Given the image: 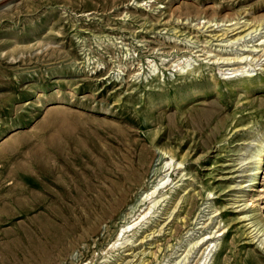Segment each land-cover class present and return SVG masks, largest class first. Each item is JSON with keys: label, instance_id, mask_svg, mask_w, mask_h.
Returning a JSON list of instances; mask_svg holds the SVG:
<instances>
[{"label": "rangeland", "instance_id": "1", "mask_svg": "<svg viewBox=\"0 0 264 264\" xmlns=\"http://www.w3.org/2000/svg\"><path fill=\"white\" fill-rule=\"evenodd\" d=\"M235 21L251 26L233 35ZM263 34L264 0H0V247L43 241L32 225L47 224L61 242L25 264H264V224L233 202L264 147V88L231 91L245 74L264 82ZM228 57L250 64L225 70ZM143 147L158 201L147 210L135 190L100 217ZM38 201L76 228L21 214Z\"/></svg>", "mask_w": 264, "mask_h": 264}, {"label": "bare ground", "instance_id": "2", "mask_svg": "<svg viewBox=\"0 0 264 264\" xmlns=\"http://www.w3.org/2000/svg\"><path fill=\"white\" fill-rule=\"evenodd\" d=\"M231 19L232 18L227 19V20H231ZM213 20H216V19H214L212 17V18L206 20L207 22L210 23L209 26H211V25L214 26V23H211ZM260 22H257V23L260 25ZM215 23H217V21ZM238 23H239L238 21L230 22V23H228V25H231V26H229V27H227L225 29L228 32H232V34L234 35V34H237V33H240L242 31H244L245 29H247V28H249L251 26L250 25V26H247L245 28H242L243 26H246L248 23L247 22L244 23V24H238ZM240 28H242V29H240ZM241 36H244V35H240V36H237L235 38L239 39ZM258 41H259V43L258 42L257 43L259 45H262V47H263L262 53H264V37L259 38ZM242 50L248 51L250 53V52L256 51V47L248 48V49L245 48V49H242ZM226 59L227 60H226L225 64L228 65V66L225 67L224 69L225 70L231 69L234 72H238V70L240 68H242L244 65L250 64L249 62H247V60H246L247 58H244V60H243V58L236 57V58H232L233 60H231V57H228ZM230 62H231V64H228ZM243 63H244V65H242ZM224 69H223V71H224ZM257 87H263L264 88V82L260 81L258 83V81L252 80L251 78L248 77V75L245 74V75H242V76L238 77L235 80V83L232 85L231 91L240 90V89L251 90V89H255ZM204 89H205L206 92L210 90V88H208L207 86H203V91H204ZM197 99H199V98H196V100ZM202 100H204V99L202 98ZM198 103H200V102L199 101L196 102V104H198ZM194 121L195 120H193V122ZM131 128H133V127H131ZM135 137H138V136L135 135ZM261 143L260 142L257 143V147L260 148V149L256 150L255 152L249 154L247 157L244 158L245 161L243 163L244 164L248 163L249 166H251V167L253 166V168H252L253 171L250 172V171H247L244 168L241 170V173L239 174V176H246V177H249V179H247V183H244V181H243V182H240V183L237 184V187H236L237 188V194L234 196V201H233V202L242 201V203H239V204L236 205V206L239 207L237 209V211H239V218L241 220H246L247 221V220H249L251 218L250 217L251 215L258 214V217L255 219L256 221H254L255 224L256 223H260V222L264 224V188L260 189L262 187V185H260V184H261L262 178L264 177V147H261ZM113 145H115V144L113 143ZM257 147L255 149H257ZM132 151H133V153H132L131 156L134 159H131L130 160L131 162H128V165H129V167H132V166H134V167H133V169H129V170H121L120 172H119V170L116 171L118 176H119V179L121 180V182H120V184L117 183L116 185L113 186V192L112 193H108V203H107L108 204V208H106L108 211H106V209H104V207H103V209L101 208L102 211L100 210V217H104V216H107L109 214L112 216L113 215L112 212L116 211L123 203H125L129 199V197L132 196V193L135 190H137L136 194L140 193L142 195V197H143L142 199L145 201L144 203L148 204V205L146 204L147 205V207H146L147 210H149L156 203V201H158L157 196H160V195H158L160 193L155 195V192H156V189L158 187V184H160V182L158 184L150 185L148 187L144 184V178H145V176L147 174H149L148 173L149 165L151 164V161L153 159L152 150L150 148H148V147H143V148H141L139 150H136V151L132 150ZM161 151H163V150H161ZM165 152H167V150H165ZM171 152L168 151V153H170V154H171ZM180 162H182V160H180ZM63 167H64V165H63ZM80 171H83V170H80ZM69 172H70V170H69ZM69 172H68V174H70ZM159 174H161V173H159ZM56 175H57V173H56ZM70 175H72V174H70ZM43 180L45 181V179H43ZM160 180H161V178H160ZM156 181H158V180H156ZM25 185H27V184H25ZM49 185H51V184H49ZM159 186H162V185L160 184ZM60 188H61V190H65L66 192H68L67 191L68 189L66 187H64V186H60ZM23 195H25V194H23ZM254 196H257V198L254 199ZM50 197L54 201H61V199L70 200L66 196H62V195H58V194L56 195V194H52V193H51ZM10 198H13V197H10ZM48 200L49 199H47V201ZM52 200H49V201H52ZM70 201L75 206H80V205L83 206L84 205V206L88 207V202H82V200H78V199H75V198L70 200ZM2 202L3 201L1 200V203ZM5 202H6V200H5ZM183 202L185 203V205L183 207V211H184V213H188L190 211V209L194 206L195 199H194V197H190V196L186 195L184 197V199H183ZM249 207H252L254 213H250V214L245 213V210L247 208H249ZM38 209H40V210L42 209L43 212H45L46 215L51 216V218L53 217V219H55L60 226L69 227L66 224V222H65V217H63L62 215L61 216H56V215L52 214L51 213L52 212L51 211V207L48 206V203L44 202V201H38V202H33L32 204H26V205L23 206V209L20 212H22L21 213L22 215H27L28 216V214L30 212H34V211H36ZM144 215H141L140 212H139V214L135 218L134 222H132V224L130 225V226H133V227L131 229H129V230H134V232H135V230H136L135 228H137V225H136L137 222L141 221ZM129 222L130 221H127L126 224L124 223V225L123 224L121 225V227L119 229V232H117V237H119L118 235H120V231L122 232V235L125 232L129 231V230H127ZM251 222L252 221H247L246 223L248 224V223H251ZM252 225H254V223L253 224H249V226H252ZM69 228L71 230H73L76 227L70 226ZM77 228H78V225H77ZM53 230H56V229L54 227L50 226V225H47V224H44L42 226L33 224L32 225V233H34L36 237H38L39 239H41L43 241H6L4 243V245L0 247V264H6V258L10 254H12L15 257H17V259L19 260L18 264H25L27 262H30L34 258L39 259L40 257L44 256L46 254L48 248L49 249H54V248H56L58 246L59 242H61V241H57L56 240L57 235L53 232ZM92 230L94 231L95 229H92ZM176 230H177V227H176ZM154 231L155 230H153L152 232H154ZM147 235H149V233L144 235V237L147 236ZM84 236H85V234H84ZM59 238H62V237L59 236ZM255 250H257V249L255 248ZM257 259L261 260V256L258 255Z\"/></svg>", "mask_w": 264, "mask_h": 264}]
</instances>
